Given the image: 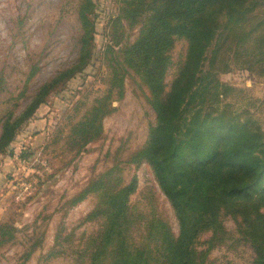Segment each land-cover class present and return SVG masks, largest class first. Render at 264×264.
I'll use <instances>...</instances> for the list:
<instances>
[{"label": "trees", "instance_id": "trees-1", "mask_svg": "<svg viewBox=\"0 0 264 264\" xmlns=\"http://www.w3.org/2000/svg\"><path fill=\"white\" fill-rule=\"evenodd\" d=\"M262 6L263 0H124L119 21L139 25V34L122 50V62L147 87L156 115L146 143L127 161L152 169L179 233L161 218L133 212L137 177L123 185L111 169L71 201L74 206L90 194L99 196L88 219L103 225L90 242L88 264H205L208 251L198 250V240L223 230L222 214L237 221L254 250L252 264H264V132L250 116L216 106L232 89L220 75L239 69L264 79ZM94 15V1L82 0L77 62L41 86L22 114L5 120L0 154L61 84L91 65ZM178 40L187 43L186 56L168 85ZM112 110L100 99L74 134L82 133L86 144L97 140Z\"/></svg>", "mask_w": 264, "mask_h": 264}, {"label": "rangeland", "instance_id": "rangeland-1", "mask_svg": "<svg viewBox=\"0 0 264 264\" xmlns=\"http://www.w3.org/2000/svg\"><path fill=\"white\" fill-rule=\"evenodd\" d=\"M93 1L91 65L61 84L0 154V264H88L90 242L103 225V220L88 219L99 196L90 194L74 206L71 201L115 168L123 185L138 179L130 198L132 211L161 218L179 233L152 169L127 161L146 143L156 122L147 87L122 62V50L135 41L139 25L119 21L124 0ZM81 2L0 0V137L9 116L22 114L41 86L77 62ZM186 51L187 43L178 40L168 85ZM219 78L232 89L216 106L250 116L264 132V79L239 69ZM104 98L113 110L102 119L101 136L86 144L74 128ZM220 221L221 232H207L198 240V250L208 251L205 264H252L254 250L239 233L237 221L226 214Z\"/></svg>", "mask_w": 264, "mask_h": 264}]
</instances>
